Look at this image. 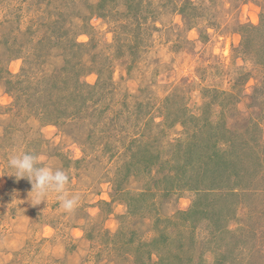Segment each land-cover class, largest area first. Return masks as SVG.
<instances>
[{
  "label": "rangeland",
  "instance_id": "374dc122",
  "mask_svg": "<svg viewBox=\"0 0 264 264\" xmlns=\"http://www.w3.org/2000/svg\"><path fill=\"white\" fill-rule=\"evenodd\" d=\"M0 264H264V0H0Z\"/></svg>",
  "mask_w": 264,
  "mask_h": 264
},
{
  "label": "clouds",
  "instance_id": "9594fccd",
  "mask_svg": "<svg viewBox=\"0 0 264 264\" xmlns=\"http://www.w3.org/2000/svg\"><path fill=\"white\" fill-rule=\"evenodd\" d=\"M8 167L17 180L27 178L32 185L33 200L36 205L46 201L50 193L57 196L60 206L66 212H72L78 205L79 196L69 194L66 186L70 183V176L65 170L44 166L38 157L24 152L13 154L8 160Z\"/></svg>",
  "mask_w": 264,
  "mask_h": 264
}]
</instances>
